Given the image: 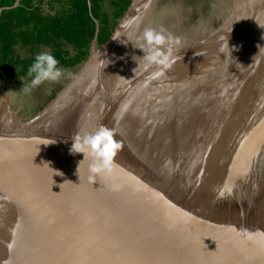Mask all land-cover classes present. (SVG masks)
Here are the masks:
<instances>
[{
    "label": "water",
    "instance_id": "1",
    "mask_svg": "<svg viewBox=\"0 0 264 264\" xmlns=\"http://www.w3.org/2000/svg\"><path fill=\"white\" fill-rule=\"evenodd\" d=\"M137 6L133 0L102 51H111L142 7ZM74 82L63 94L68 96ZM0 97L8 105V99ZM5 112L0 108V122ZM47 112L18 127L12 122L5 130L0 126V264H264V236L256 240L238 236L239 224L232 227L222 210L220 225L212 216L200 215L196 208H203L207 201L187 192V188L198 189L184 187L182 175L157 180L142 167L144 150L137 153L140 159L134 156L140 149L136 140L133 149L126 144L119 158H114L111 175H91V160L80 152L70 163L60 148L68 143L36 124ZM71 138L73 145L76 138ZM186 147L182 156L188 152ZM230 157L228 152L220 154L208 166L207 175L222 160L221 168L213 169L217 189L231 182ZM55 159L67 162L58 166L52 164ZM182 160L173 162L185 170L188 164ZM248 194L253 199L250 212L264 229V180ZM236 199L232 206L238 222L241 211ZM210 215L216 216V209ZM172 219L178 223L169 224ZM232 243L239 247L233 249Z\"/></svg>",
    "mask_w": 264,
    "mask_h": 264
},
{
    "label": "bare ground",
    "instance_id": "2",
    "mask_svg": "<svg viewBox=\"0 0 264 264\" xmlns=\"http://www.w3.org/2000/svg\"><path fill=\"white\" fill-rule=\"evenodd\" d=\"M145 3H147V0H137V7L143 6ZM132 22L133 21H130L127 24L131 25ZM213 36H216V34H213ZM114 49L116 50L117 47ZM114 49L110 52L107 50L106 52L101 51L96 53L98 55V62L95 64L98 68V70L95 68L96 73H106L109 74L110 77V90L108 93L104 91V93L107 94L105 101L99 103L96 97L93 99L95 102L93 101L91 106L84 109L89 112L87 114L90 117H93L91 120L93 123L91 125H86V127L82 126L84 124L83 119L77 117V114L80 113H74L75 120L72 125L75 126L73 128L75 130L73 132L71 130L70 134H74L75 138H77L78 135L83 137L85 133H93L101 126L113 130L115 132V139L117 141L120 139L119 142L122 145L115 156L117 159L123 153L121 150L126 144H129L131 149L134 148L140 128L142 129L141 133L145 130H152L149 131L152 136L148 135V131L143 134L148 138V142H150L153 137L156 147L160 144L161 149L166 150L165 156L170 155V150H167L169 146L166 143V135L168 133L171 134V137L167 141L173 143V150L179 149V153L183 150L182 154L185 148L183 142L186 138L192 137L195 139L191 142H187L188 152L183 155L188 156L186 159L187 162L193 165H195V161L199 156V151H197L198 145H194V143L197 144V141H201L203 145L210 147L211 151L208 155L211 157L217 158L220 154L224 155L227 154V152L230 153V155H232V157H230L232 160V178L231 182L225 187L219 189L215 188L217 185L214 179L218 175L217 172H213V169L215 167L216 169L218 167L221 168V159L214 164L213 169L209 171L208 175L207 172L210 168H208V164H206V170L195 176V173L186 168L183 170L184 167L180 165L177 166L168 158L167 163H165V174L161 176L167 179V175H182L184 176L182 184L186 188L197 184L194 188L198 190H188L187 188V192L192 194V196H194V193H197L199 198L207 201L203 208H196V211H199L200 215H206L207 218L212 216L217 221L218 225H220L222 221L220 218L224 217L219 214V211L222 210L225 212V215H228L229 220L232 221V227L235 223H238L237 229L244 232L248 238L256 240L263 237L264 229L258 226V222L252 216L253 213L250 212V209L253 207V199L248 193L250 192L251 194L259 183L264 180V61L260 60V64H253L252 62L254 61L251 63L248 62L250 67L246 64L247 68L244 66L242 67L243 69L239 70L235 67L236 62H232L230 66L228 63L219 62L217 66H214L213 69L210 70L208 68L198 67L197 65L200 64V61L194 60V55L189 56L183 54V48L172 54L171 67L164 68L165 70L160 65L151 63L140 65V63L136 62L131 65L126 73L123 72L124 76H122V73L120 71V73H116L114 71L115 68L111 65L105 68L103 64L105 63L106 65V61L101 63L110 56L114 58L115 61L117 60L118 55L113 56ZM206 49H209V53L213 52L211 46H206ZM262 58L264 59V56ZM122 61L117 63H122ZM191 61H194L192 66L184 67V65ZM89 64L90 63H88L86 68L81 72L78 77L79 80L72 85L73 89L71 92L75 89V85L81 82L86 83L92 76H95V72L92 71L90 74L92 76L86 79L87 67ZM225 65H228L229 69H222ZM240 71H242V73H240ZM84 73L86 77L83 79L85 80H81ZM176 80L177 82L175 84H179L178 86L173 85ZM182 81H184V83L181 85L179 82ZM211 82L216 83L209 85ZM173 86L179 87L177 92L175 91L176 88H173ZM220 90H228L229 92V96L225 101L220 97L222 93ZM88 92H90V90H88L86 94ZM172 92H174L175 95H172ZM112 93L115 95V97L113 95L114 98L112 97ZM64 95L66 96V93H62L57 101L59 102ZM136 96L139 97L137 100H135ZM178 97L179 100L173 105L175 99H178ZM110 98H112V101L109 100ZM133 99L135 100L134 102ZM107 101L108 106L105 107L104 105ZM183 101L186 102V107L192 108L179 110L178 108H180V104ZM207 102L209 108L211 107L212 112L209 111L213 117L202 111L201 113L204 120L201 117L202 123H199V117L202 115L199 114L195 116L193 111L196 105L200 104L201 106L205 104L206 106ZM215 102L221 103L220 109L224 107V102L226 104L224 110H220L216 116H214L215 110L212 106ZM130 103H132L131 108L136 107L137 109L135 114H131L132 110L130 109L125 115L126 124L119 122L118 118L125 112ZM56 107L57 102H54L48 111L51 112L53 108L55 110ZM172 108H175L176 113L175 110L170 111ZM68 111L70 110L68 109L67 113ZM63 113L64 111L62 114ZM154 121L158 122V125L163 122V128L161 129L156 126L157 123ZM86 122L88 123V121ZM6 123L9 124L8 122ZM130 126H132V128ZM42 128L47 129V125ZM46 131H44V133H46ZM128 135H133V138H129ZM56 139L68 143L67 145L61 144L63 146H59L61 150L66 151L63 157L69 160L68 157H66V155H68L71 159L69 162L74 163L76 152H74L75 149H73L72 143H69L73 138L56 136ZM161 149H156L157 153L153 155L155 158H157L159 153L161 157L163 156L161 154L163 153ZM203 149L205 151V147H203ZM141 153V155L148 158L145 151ZM81 154L83 155V153ZM63 157H59L60 160ZM202 157L203 156H201L200 159ZM65 162L55 159L52 164L60 166ZM199 165L202 166L200 162ZM74 166L75 165H70V168ZM79 166L76 165L77 168ZM175 175L173 177H175ZM193 179H195V181H193ZM245 193H247V195H245ZM199 198H196V201L199 200ZM232 199H236L240 205L239 210L241 211V217L238 222L236 221L237 209H234V206H232ZM246 200L248 201L246 202ZM214 209H216L217 212L216 216L210 215L211 211H214ZM231 221H229V225H231ZM177 223V219L169 221V224L176 225ZM207 224L209 225V222ZM252 228H254V230H252ZM232 235V242H236L233 233ZM236 247H239V244L232 243V248L234 249Z\"/></svg>",
    "mask_w": 264,
    "mask_h": 264
},
{
    "label": "rangeland",
    "instance_id": "3",
    "mask_svg": "<svg viewBox=\"0 0 264 264\" xmlns=\"http://www.w3.org/2000/svg\"><path fill=\"white\" fill-rule=\"evenodd\" d=\"M19 1L20 0H17L14 7H4L2 9L11 8L17 10L18 7L16 6L19 5ZM116 2L117 0H102L101 7H98L97 2H95L94 4L92 3V5L95 6V9H98V11H94V14L101 21L102 25H108L111 27L115 24L117 26V29L128 10L123 16H117L116 13L118 11V5H116ZM34 5L41 7L42 12L49 15H56L61 13L62 15H64L69 11V7L71 6L69 0H34ZM263 9L264 0H151L148 4L142 6L139 12L136 13L132 24L121 32L122 36H119V39L116 41V44L112 48L114 49L115 47H117L116 50L114 49L113 54V56L118 55L117 60L115 61L114 58L110 56L106 58L107 60L104 59V61H102L101 63H104L106 61V65L105 63L103 64L105 68L111 65L113 68H115L114 71L116 73L121 72L122 76H124L123 72L126 73L131 65H133V63L138 62L140 63V65L148 63L144 59V52L141 49V45L144 44V41L142 39L143 33L147 28H153L157 31L162 28L165 30L166 34H171L173 37L174 42L171 46L172 54H174L177 50L184 48V51L182 50L183 54L189 56L194 55V60L200 61V64L197 65L198 67H204L211 70L214 66H217L219 62L228 63L229 66L232 64V62H236L235 67L239 70L243 69L242 67L244 66H246L247 68V65H249L248 62L251 63L252 61H254L252 62L253 64H260V60L264 61V59L262 58L264 56ZM105 15L108 16L109 21H104ZM224 26L225 28L222 30V27ZM116 29L114 30V32L116 31ZM213 34H216V36H213ZM177 39L179 40L178 44L175 43V40ZM62 43L63 46L61 47L63 50L67 49L72 54L75 53V48L70 45L66 39L62 40ZM206 46H211L213 48V52L209 53V49H206ZM16 48L18 53L20 54L18 55L22 60H25L24 67L28 66V63L30 62L28 59L32 58L28 56H34L40 52L51 51V48L49 46H46L45 44L24 47L21 44H18ZM102 50L103 45H99L98 41L95 39L92 43L90 55L87 59L75 66L62 67L63 75L58 81H46L43 84L32 88L31 91L25 90L26 87L30 86L31 77L21 76L16 82H13L10 77L4 76V74L9 73V68H11L10 62L8 60H5V62H3L2 64L3 67L0 68V94H3L8 99V105L6 104V101H4V99L0 97V108L6 111V116L0 122L1 129H7L9 127V124L11 125V122L15 127H18V124L20 122H27L34 118H38L43 110H46V112L47 109L50 110L51 105L57 101V99L66 90L68 85L76 81V79L79 80L78 77L86 68L88 63L90 64L87 67V77L84 73L81 80L85 77L86 79H89L92 76L90 75L92 71L95 72V76H92V78L86 83L81 82L78 83V85H75V89L70 92L68 96H66V98H64L65 95L62 97V99L64 100L60 102L59 105H57L55 110L53 108L51 112L48 111L44 116L36 121V124L39 125V129H43L41 127H45V125H47V129H43L44 131L47 130L46 133L62 137L66 135L63 134L64 131L65 133H68L69 137H74V134H70L71 130L72 132L75 130L73 129L75 126L72 125L75 120L74 113H80L77 114V117L83 119L84 124L82 126L86 127V125H91L93 123L91 121L93 117H90L87 114L89 112L84 109L91 106V103L94 101L93 99L96 97L99 103H103L105 101V97L107 96L104 91H107L108 93L111 85L109 84V74H101V72L96 73L95 71V68H97L95 64L96 62H98V55L96 53L101 52ZM12 54L13 53H10L9 57H12ZM91 59L92 61L90 62ZM119 61H122V63H117ZM193 62L194 61L189 62L188 64L184 65V67L192 66ZM228 65L223 66L222 69H229ZM19 70L21 71V73H24L25 69L23 68V66H21ZM240 73H242V71H240ZM176 82L177 80L174 82V84H172L176 85ZM179 83L182 85L184 81ZM215 83L216 82H211L209 85H213ZM178 85L179 84H177L176 86ZM176 86H173V88H176L175 91L177 92L179 87ZM88 90H90V92L86 94ZM228 90H220L222 92L220 97L223 98V101H225L229 96ZM113 95L114 94L112 93V97ZM172 95H175V93L172 92ZM138 98L139 97L136 96L135 100H137ZM109 100L112 101V98H110ZM135 100L133 99V102ZM178 100L179 97L178 99H175L173 105H175ZM105 103L104 106H108V101ZM185 104L186 102L183 101L180 104V108L178 109L181 110L192 108L186 107ZM220 105V102H215L212 105L215 110L214 116H216L220 112V110H224L226 104L224 102V107H222L221 109ZM131 106L132 103L127 106L125 112L118 118L119 122L126 124L125 115L130 109L132 110L131 114H135V111L137 109L136 107L131 108ZM206 106L205 104H202L201 106L200 104L196 105L193 114L195 116H198L199 114L202 115L201 112L203 111L204 113L208 115L210 114L211 117H213L210 113V111L212 112V110L211 107L209 108L208 102ZM68 109L70 111H68L67 113ZM174 110L175 108L170 109V111ZM63 111L64 113L62 114ZM201 117L203 118V115L199 117V123H202ZM86 121H88V123ZM6 122H8L9 124H7ZM156 123V126L161 129L163 128V122L159 125L158 122ZM130 127L132 128V126ZM141 131L142 129L140 128V132H138L136 137V142L138 144L140 143V149H136L134 151V156L140 159L141 157L137 153H140L141 149L146 152L148 158L145 156L144 158H142V167L150 170L157 180L161 178V175L163 176V174H165V169L163 168V166H165V163H167L168 158H170V160L172 161H181L183 157L184 159L182 161H186V163L188 164L187 170L195 173V176L199 175L205 170L206 164H208L209 166L212 162H215V160L219 159V157L214 158L209 156L208 153L210 154L211 151L210 147L203 145L201 141H197V144L194 143V145H198L197 151H199V156L195 161V165L188 163L186 160V156H182L181 153L177 152V149L173 150V143L167 141L171 137L170 133L166 135V143L169 146H167L168 148H166L167 150L170 148L171 156H165L166 150H162L160 144H158V147H156L153 137L152 140L148 142V138L143 134L148 130H145L142 133ZM149 131L152 130L149 129ZM149 131L148 135L152 136ZM78 136L82 137L81 135ZM128 137L133 138V135H128ZM193 140L195 139H193L192 137L186 138L183 144L186 145L187 142H191ZM203 147H205V151ZM156 149H161L164 154L161 153L163 155L161 157L159 153L157 158L154 157L152 161L151 155L157 153ZM201 156L203 157L200 159ZM199 162L202 164V166L199 165ZM176 165L178 166V164ZM174 175L175 174L167 175V177ZM193 181H195V179H193ZM196 186L197 184L192 187Z\"/></svg>",
    "mask_w": 264,
    "mask_h": 264
},
{
    "label": "trees",
    "instance_id": "4",
    "mask_svg": "<svg viewBox=\"0 0 264 264\" xmlns=\"http://www.w3.org/2000/svg\"><path fill=\"white\" fill-rule=\"evenodd\" d=\"M101 1L69 0L71 6L66 14L49 15L42 12L41 7L35 6L34 0H20L17 10L2 9L14 7L17 0H0V68L5 60L11 64L9 73L4 76L10 77L13 82L21 76L28 77L27 69L35 55L28 56L32 58L28 59V66L24 67L25 60L21 59L16 48L18 44L23 47L39 44L49 46L62 67L75 66L87 59L94 40L104 45L117 27L115 24L111 27L102 25L94 14L98 9L92 3L97 2L98 7H101ZM131 3L132 0H117V16H123ZM104 21H109L107 15ZM64 39L75 48L74 54L62 49ZM10 53H13L12 57H9ZM21 66L25 69L24 73L19 70Z\"/></svg>",
    "mask_w": 264,
    "mask_h": 264
},
{
    "label": "clouds",
    "instance_id": "5",
    "mask_svg": "<svg viewBox=\"0 0 264 264\" xmlns=\"http://www.w3.org/2000/svg\"><path fill=\"white\" fill-rule=\"evenodd\" d=\"M144 44L141 49L144 59L151 64L160 65L163 68L171 67L173 37L166 34L164 29L157 31L153 28L145 29L142 37ZM179 43V40H175ZM27 75L31 77L30 86L26 91H31L46 81H58L63 75V69L59 58L51 52L37 53L28 66ZM122 147L115 139V132L105 126H101L93 133H85L83 137L77 136L73 144L74 152L84 154V159H90L89 172L93 176L111 175L115 168L114 158ZM79 170V168H78ZM238 236L245 235L243 232Z\"/></svg>",
    "mask_w": 264,
    "mask_h": 264
}]
</instances>
